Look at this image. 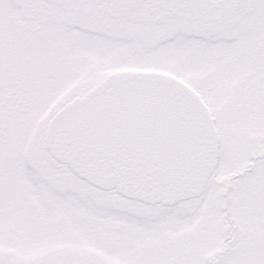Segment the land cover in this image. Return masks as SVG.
<instances>
[{"label": "snow or ice", "instance_id": "obj_1", "mask_svg": "<svg viewBox=\"0 0 264 264\" xmlns=\"http://www.w3.org/2000/svg\"><path fill=\"white\" fill-rule=\"evenodd\" d=\"M0 264H264V0H0Z\"/></svg>", "mask_w": 264, "mask_h": 264}]
</instances>
